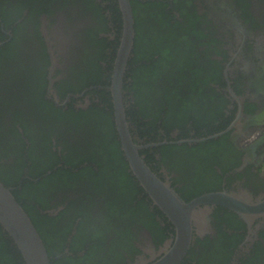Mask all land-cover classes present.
<instances>
[{"label": "flooded vegetation", "instance_id": "1", "mask_svg": "<svg viewBox=\"0 0 264 264\" xmlns=\"http://www.w3.org/2000/svg\"><path fill=\"white\" fill-rule=\"evenodd\" d=\"M129 3L134 41L123 97L139 155L185 202L220 193L247 206L235 211L201 205L179 264H264V214L248 210L264 201V0ZM3 6L7 3L0 0ZM19 8L15 16L0 17V182L27 194L21 201L36 214L35 222L47 220L52 230L47 240L61 248L54 264L155 262L173 246L174 227L130 172L121 146L115 156L121 152L127 165L113 157V166L104 165L112 170L102 176L101 187L90 183L99 173L98 161L110 160L116 151L114 136L103 140L110 147L101 150L93 130L99 119L109 125L100 112L111 104L107 87L119 24L121 32L117 0H22ZM169 47L173 60L168 64L154 54L150 68L144 58ZM155 65L159 71L149 79L153 89L145 104L157 105L162 87L171 94L174 89L192 93L182 125L172 124L174 110L165 104L151 127L157 113L142 116L135 92L124 89L126 83L145 84L142 69L157 70ZM181 102L172 99L171 105L179 110ZM71 111L86 113L85 120H67L65 112ZM41 136L49 138L46 152ZM29 141L36 147L33 163ZM39 167L49 169L39 175ZM60 169L63 175H54ZM91 233L102 239L95 250V243L84 242Z\"/></svg>", "mask_w": 264, "mask_h": 264}, {"label": "water", "instance_id": "2", "mask_svg": "<svg viewBox=\"0 0 264 264\" xmlns=\"http://www.w3.org/2000/svg\"><path fill=\"white\" fill-rule=\"evenodd\" d=\"M121 15V32L116 49L110 85L107 87L113 110V121L121 150L130 172L153 203L171 222L175 231L173 246L151 264H179L191 241L192 222L200 214L201 205L220 204L244 209L247 206L225 194H206L185 202L166 182L161 181L144 162L130 135L126 120L123 77L134 41V17L129 0H117ZM51 92V90L49 89ZM251 211L264 214V201L248 206ZM0 227L20 252L24 264H51L43 241L29 215L12 194V189L0 182Z\"/></svg>", "mask_w": 264, "mask_h": 264}, {"label": "trees", "instance_id": "3", "mask_svg": "<svg viewBox=\"0 0 264 264\" xmlns=\"http://www.w3.org/2000/svg\"><path fill=\"white\" fill-rule=\"evenodd\" d=\"M5 1L7 3V8H5V6L0 7V17L5 19L6 18V15H5L6 12H8L9 16L12 15V14H14V16L17 15L18 10H20L19 5L21 4L22 0H12V2L10 0H5ZM8 5H10V6H8ZM114 10H115V13H118V10H116V9H114ZM139 25H141V23L139 22V20H136V24H135V31L136 32L139 29ZM118 31L120 33V24H119V27H118ZM171 50H172L171 47H169V49H166V48L162 49V51H157L156 49H154L153 50L154 51L153 54L150 57L148 56V57H146L144 59L146 61H151L152 62V65L150 66V68H152L154 66V64H155V59H153L154 54L158 53V58L162 57L163 61L165 63H167L168 61L173 60L174 53ZM5 51L10 53L9 49H6ZM0 56H2V55L0 54ZM169 63L170 62H168V64ZM155 67H156L157 70H152L151 69L152 70V72H151V70L147 69V73H145L144 70L142 69V72H143V78L142 79L146 82L145 84H143L142 81L134 82L131 85V87H132L131 88L130 86L127 87V83H126L125 86H124V89L126 91H128V89L129 90L132 89L135 92V94H136L135 104H136V107L139 110L140 114H142V116L144 115L145 117H147L146 114L152 113V111H155V113H157V115H155L153 117V120L151 121V123H149V125L151 127H154L155 125H157V122L160 121V114H161V112L163 110V106L165 104L167 105V107H169L170 109L174 110L173 111L174 115H172V117H171L172 118V124H175L176 126L182 125V124H184L186 122V120L184 119V118H186L185 117L186 111L192 106V104L190 102V98L192 96V93L185 94V92L183 90L174 89L172 91V94H171L170 92L166 91V90H168L169 87H165L164 89L162 87L161 89H159V93L161 94V101H159V103L157 105H155V104L154 105L145 104V102L147 101V103H148L149 99L151 98L150 92L153 89V85L151 86V83H150L149 79H153V77H155V74H157L158 71H159L157 65H155ZM138 70L139 69H137V72H138ZM130 71H131V73L133 72L132 70H130ZM149 73L152 74L151 78H150V74ZM126 78H128L127 75L125 77V81H127ZM165 91L168 92V94L165 95ZM173 93H174V95H173ZM181 94H183L185 97H182ZM164 95H165V97H163ZM109 97H110V95H109ZM176 98H179V100L180 99L182 100V102H181L182 105L180 106L181 109H179V110H178L177 106L172 107V105H171L172 99L176 100ZM110 103L111 102L109 100V104ZM39 104H40V108H41L42 107L41 101H40ZM111 107H112V105L110 104V105H108V108H106L104 110H101V112H100V114H101L100 116L108 117L109 125L106 126V119L105 120L99 119L97 121V126L93 130V133H96V135H98L99 139L101 140V141H98V145H100L101 148H102L101 150H105V148H109L110 147V145L108 143H106V144L103 143V140H106V138L109 137V136L110 137L114 136V143L113 144L116 145L115 146V150L116 151H115L114 154H112V158L109 160V158L106 157V158L98 161L100 166H101L100 170H99V173L96 176V178L90 179V183L92 185L96 186L97 188H100L101 185H102L101 182H102V176H104V173L108 172L109 170H112V169H109L111 167L104 166L105 163H110L111 164L113 162V157H114V161H115L116 164H117L116 160H119V161L123 162L125 164V166L127 165L124 160L122 161V158L120 156L121 152H120V155H119L118 158H117L118 155L115 156V154L118 151L117 149H119V147H120V143H119V141L116 140L115 134L113 133L114 121H112V119H113L112 118L113 117V111L111 110ZM54 111H56V109H54ZM91 111H95V110H91ZM103 112H105L106 114H104ZM79 114H81V115H79ZM77 115H79V116L77 117ZM77 115L74 116L73 111H71V113H68V114L65 112L64 116L67 118V120H70L69 116H74L73 120H71L72 122H75V121L82 122V121L85 120L84 116L86 115V113L82 112V113H78ZM15 117L16 116L13 117V124L14 125L17 123L15 121ZM61 118H62V116L60 117V119ZM161 122H162V126H163V119H161ZM11 130H12V131H10L11 133L8 132V138L12 137L14 140L19 142L21 139H20L19 135L17 134V131L13 130V129H11ZM9 133L11 134V137H10ZM4 138L8 139L6 136H4ZM28 139L30 140L31 138L29 137ZM14 140H13V142H15ZM29 142H30V146H29V149L27 150V155L29 157L28 159L32 162L33 158H32L31 153L32 152H36L35 151L36 147L33 144V141H29ZM48 142H49V138L48 137L45 138V137L41 136V138L39 139V143H41V145H43L45 152L48 149V146H47ZM111 147H113V146H111ZM125 166H124V168H125ZM48 169H49L48 167L40 168L41 171L38 174L40 175V174L46 172ZM116 171L120 172L119 167H117ZM124 171H125V169H124ZM62 172H65V171L60 169V170L56 171L54 173V175L61 176V175H63ZM50 177H52V176H50ZM47 178H48V176H47ZM4 182L6 183V185L9 186V182H6V181H4ZM5 183H4V185H5ZM112 183L117 184V183H120V182H117L114 179L112 181ZM120 184L122 185V183H120ZM42 185H43V183L39 184L38 186L34 185V188H35L34 190H39L40 188L43 187ZM104 192H105V194L106 193L108 194L107 191H104ZM12 194L15 197V199L19 203H21L22 208L29 215L33 225L37 229V231H38V233H39V235H40V237H41V239L43 241V244H44V246L46 248L47 254H48L49 259H50V263L54 264V261H52V258L55 256V254H57L56 252L59 251L61 248L51 246L50 243L48 242V240H47L48 239V234H49V236H51L52 230L47 228L48 227L47 220L45 219L46 221H42V224L39 221H37V222L34 221L35 220L34 217L36 216V214L33 213L34 214L33 215L32 211H28L27 206L22 204V201H21L23 199H27V194L25 196L24 193L23 194H22V192L17 193L15 191H13ZM34 195L36 196L37 194L34 193ZM107 202L111 203L110 200H108ZM80 223H82V222H80ZM43 224H45V225H43ZM46 228L49 231L46 230ZM80 232L83 233V230H80ZM80 232H78V233H80ZM85 241L86 242L95 243V245H93L92 248H91L92 250H95L97 248V246H98V242L102 241V239H100V234L99 233H94V234L91 233V237L84 238V242ZM57 244H58V246H62L63 242L60 241ZM65 260H67V259H65ZM65 260H62V261L65 262ZM0 264H24V261H23V258L21 256L20 252L15 247V245L13 244V242L11 241L9 236L5 232L2 231L1 227H0Z\"/></svg>", "mask_w": 264, "mask_h": 264}]
</instances>
